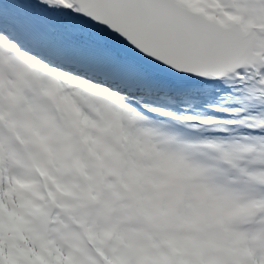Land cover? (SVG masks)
<instances>
[{
  "label": "snow or ice",
  "instance_id": "1",
  "mask_svg": "<svg viewBox=\"0 0 264 264\" xmlns=\"http://www.w3.org/2000/svg\"><path fill=\"white\" fill-rule=\"evenodd\" d=\"M0 264H264V0H0Z\"/></svg>",
  "mask_w": 264,
  "mask_h": 264
}]
</instances>
